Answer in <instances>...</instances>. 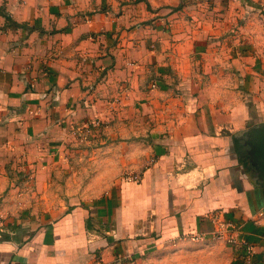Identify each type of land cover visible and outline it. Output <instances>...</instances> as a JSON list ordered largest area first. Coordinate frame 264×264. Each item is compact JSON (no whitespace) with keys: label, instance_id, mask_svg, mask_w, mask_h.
I'll return each instance as SVG.
<instances>
[{"label":"crops","instance_id":"0c3cea01","mask_svg":"<svg viewBox=\"0 0 264 264\" xmlns=\"http://www.w3.org/2000/svg\"><path fill=\"white\" fill-rule=\"evenodd\" d=\"M186 1L0 0V264H124L144 240L99 237L73 198L55 220L37 214L52 210L37 196L92 207L106 193L131 235L152 215V245L200 233L226 245L228 264H264V22L240 35L239 58L227 25L188 26L187 14L208 16ZM95 122L115 139L76 155L74 131ZM232 226L249 260L226 239Z\"/></svg>","mask_w":264,"mask_h":264},{"label":"rangeland","instance_id":"374dc122","mask_svg":"<svg viewBox=\"0 0 264 264\" xmlns=\"http://www.w3.org/2000/svg\"><path fill=\"white\" fill-rule=\"evenodd\" d=\"M199 1L205 2L203 6V12L208 17L213 16L214 12L221 14L216 15V17H214L212 20L208 19V17L206 16V18L200 17V20H196L193 15L187 14L190 18V25L188 26H190L191 28L197 26L199 29L208 28V30H210L212 27L215 26L216 23H219V26L222 28H226L227 25L228 32H230L231 36H233L235 42L234 54L241 58L243 56V52L238 48V45L241 46L242 44L241 39L239 40V37H241L240 35H243V33L244 35L251 34L253 36L258 33L259 28L264 22V0H234V5L229 4V6H227L226 4L227 0H187L186 2L190 5V8H188L187 11H189L191 8L192 11H194V9H196V6H198ZM228 11L229 13H233V19L229 21L225 19V16ZM192 13L195 14V12ZM252 13H255L256 15H247ZM179 26L181 25L178 24L176 27ZM244 35L242 36V39H245ZM255 37L257 38V36ZM223 53L225 55V52ZM195 55L196 54L192 55L193 60ZM203 57L205 61L207 59H217L218 61L220 58V56H217V54L213 52L206 53V55H204ZM195 60H197V57ZM92 125H94L96 129L91 130L92 127L90 125L88 126V124H84L79 125V127L76 128V131H74L75 142L79 147L78 151H76V155L83 154V152H85V147L95 146L100 140L115 139L112 133L102 132L101 129L97 128V126L101 125V122H95ZM116 139H120V137L118 136ZM114 149L115 148H108L105 150V152L110 153L113 152ZM142 150H145V148H139V151ZM122 151L124 152V154H128L130 149L123 148ZM74 166L77 170L82 169V165L80 162H75ZM132 173L133 172L126 173L124 179L127 181H133L135 183L136 178H138V174ZM25 182L31 187L34 185V181ZM101 182L104 185H107V187H109V184L111 183V181ZM47 183L48 185L51 184L52 187L55 188L57 187V184L58 187L64 185L65 181L50 180L47 181ZM76 183H80V186L82 185L81 180L76 181ZM115 186V184L112 185V187L114 188L113 191H115ZM38 198L42 201L47 200L48 203L52 204L51 211L44 210L42 212L37 213L41 217L40 219L42 223H45V221L47 222L55 220L64 214V211L62 209L59 210L58 206L56 205L59 199L65 200L66 203H68L70 199L73 198L75 205H80L88 210V212H86V219L93 222L97 221V225L92 227L91 230L99 237L105 236L104 234H106V231H108V233H112V229H115L117 238L123 237V240H125L126 238H131L132 236V238H135L137 240H144V242H142L140 246V248L142 249L139 250L137 254H135L134 249L132 250V252H130L129 250H124V264H228L226 258V245L224 243H217L219 241L216 240H201L202 238H196L191 236V234H186L177 239V241H172L170 243L164 244L162 243L161 245H152L150 240L147 242L145 240L146 238H150L152 240V236L149 237L150 234L148 232V222L152 218V215H149L147 217L146 213H144V217L140 218L138 224L139 231L131 235L130 230L127 226L122 227L120 213L117 210L113 211V209L110 207L113 204L118 203L119 197L116 195L108 196L106 193L102 196L91 197L90 204L92 205V207H90L88 203L84 202L83 197L80 195H75L74 197H64L61 195L58 196L54 194H48L41 197L37 196L36 200ZM22 199L23 197H20V199H17V201L22 202ZM26 199L31 200V202L34 203L35 196L28 195ZM28 214L33 215L35 213ZM99 221L102 222L101 225H99ZM115 233L113 234L115 235ZM96 255L98 256V253H96Z\"/></svg>","mask_w":264,"mask_h":264},{"label":"built area","instance_id":"2783aa9c","mask_svg":"<svg viewBox=\"0 0 264 264\" xmlns=\"http://www.w3.org/2000/svg\"><path fill=\"white\" fill-rule=\"evenodd\" d=\"M228 224H229L228 222L225 223L224 221H221L220 224L218 225L217 230L213 234H211L212 238L222 237L224 230L227 229L228 227L227 226ZM192 236L196 238H204L205 235L196 233L193 234ZM226 239L231 243L243 246L245 255L247 256V260H249V257L253 251L252 244L247 239L239 237L235 232V227L232 226L229 228V232L226 233Z\"/></svg>","mask_w":264,"mask_h":264}]
</instances>
